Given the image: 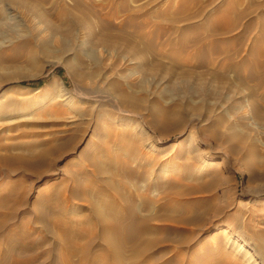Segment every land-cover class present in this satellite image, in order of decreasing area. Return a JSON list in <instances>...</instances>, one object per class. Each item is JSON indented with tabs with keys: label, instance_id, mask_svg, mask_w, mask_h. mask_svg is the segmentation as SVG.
<instances>
[{
	"label": "rangeland",
	"instance_id": "obj_1",
	"mask_svg": "<svg viewBox=\"0 0 264 264\" xmlns=\"http://www.w3.org/2000/svg\"><path fill=\"white\" fill-rule=\"evenodd\" d=\"M0 160L58 250L131 205L123 264H264V0H0Z\"/></svg>",
	"mask_w": 264,
	"mask_h": 264
},
{
	"label": "bare ground",
	"instance_id": "obj_2",
	"mask_svg": "<svg viewBox=\"0 0 264 264\" xmlns=\"http://www.w3.org/2000/svg\"><path fill=\"white\" fill-rule=\"evenodd\" d=\"M5 146V150L8 151L9 149H11V146L9 145L6 147ZM51 154L52 153H50L49 150L42 151L39 154V159L45 162L49 160ZM20 159L22 160L21 163H23V160H25L23 158ZM2 161L3 165H6V169L8 171L17 172L18 170H21L22 173L23 170L26 169L23 166H19L15 169L10 168L8 166L10 158H8L7 156H4L2 158ZM49 164L51 165L52 163ZM1 167L2 166H0V169ZM9 197L11 196L7 195L2 198V200L0 201V210L5 208V206L7 205V201L10 200ZM65 202H67V200ZM20 203H22L23 205V198L20 200ZM44 203H50V198H47ZM65 205H63V207ZM118 206L119 204H113L112 208L115 209L118 208ZM66 207H64L63 209H66ZM16 209L17 208L12 209L9 212H2L0 215V244H3L2 246L6 244V247L4 246L5 249H2L3 247H0V264H33L35 261H38L39 258H45L47 261L46 264H58V259L65 262L63 264H76L73 263V261H78V264H123L121 252L122 248L124 247L125 241L134 239L135 236H138L139 230L143 228V225L145 223L144 221L139 219L135 208H133L131 205H127L124 207V209L127 211V213L124 215L118 212L119 208L117 211L114 210L116 211L115 214L114 211H111L113 214L105 211L103 217L98 219L97 222L100 230V232L98 233V240L90 239L85 241L82 239L85 242L79 244L80 242H77V240H75L76 238L73 239L70 236L66 235L63 240L64 244L62 248L58 250L55 246V240H50L52 239L53 235H50V233L49 235H46L49 232L50 228H47V223H45V220L42 223L44 226H42V228L45 229L47 233L33 236L34 238L29 236V232H25V229L23 230V221L20 222V226H17L15 229H11L12 221L16 219ZM61 211L64 212V210ZM41 230L42 229H40V231ZM70 230L72 231L73 229L69 228L67 231ZM74 232L78 237L87 235L86 231L74 230ZM96 245H100L102 249H99L106 251V253L100 252L98 251V249H95L94 246L96 247ZM137 250L138 249H136V251ZM75 258H77V260H75Z\"/></svg>",
	"mask_w": 264,
	"mask_h": 264
}]
</instances>
